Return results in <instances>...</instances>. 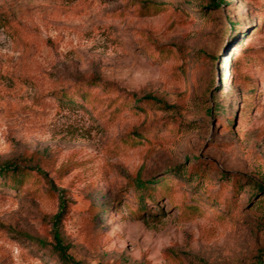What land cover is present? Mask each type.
I'll use <instances>...</instances> for the list:
<instances>
[{
  "label": "rangeland",
  "instance_id": "obj_1",
  "mask_svg": "<svg viewBox=\"0 0 264 264\" xmlns=\"http://www.w3.org/2000/svg\"><path fill=\"white\" fill-rule=\"evenodd\" d=\"M155 1L0 0V163L68 206L0 186V264H264V0Z\"/></svg>",
  "mask_w": 264,
  "mask_h": 264
},
{
  "label": "trees",
  "instance_id": "obj_2",
  "mask_svg": "<svg viewBox=\"0 0 264 264\" xmlns=\"http://www.w3.org/2000/svg\"><path fill=\"white\" fill-rule=\"evenodd\" d=\"M139 1H141L140 3L141 8L139 11L141 15H151L152 13H156L161 9H163V6L168 4L167 2H156L155 0H139ZM208 3L216 8L218 5L222 3V0H208ZM219 58L220 57H216L212 59L218 61ZM88 83L91 85H95L100 82L96 79H92L88 81ZM75 93L76 95H79L82 93V90H77L75 91ZM137 101L145 102V104L147 105L151 104V105L165 106L163 102H161L159 99L151 95H147L144 96L143 98H139L137 99ZM213 109L214 111L218 110L219 106H215L212 108V110H209L208 113L210 115H213ZM133 139L147 140L148 138H146L143 133L135 132L133 133ZM133 139L128 136L126 142L127 143L133 142L134 141ZM41 179L44 180L48 185L49 187L48 192L56 193V195L58 196V200H59L58 212L52 218L54 228H56L60 222L61 215H63L66 212V209L68 207L66 200L61 196L63 190H57L55 188L47 172H45V170H43V168H41L39 164L27 166V165H21V164L19 165L16 163H9V162L0 163V186H3L9 190H21L27 184L32 183V185H34L35 183H38V181H40ZM168 180L171 179H168L166 176H162L159 178L154 177L144 181L140 179L136 180V182L133 184V187L136 191V196L138 200L140 202L143 201L144 203H147V201L158 202L160 195L159 191L161 190V184L163 182H167ZM224 188H225V183L220 185V190L215 192V196H213L212 199L218 200L219 193L222 192ZM262 189L263 188L261 185L255 183V191L259 192L262 191ZM235 194H236V186L234 185L231 190V197L225 198V201L228 200V203L225 206L226 209H232V207L234 206L232 200L235 197ZM53 239L55 242V245L53 246V250L58 254L60 260L65 264H77L72 260V258H70V256H68L67 247L63 245V242L60 239L59 234L57 232L54 233ZM38 243L43 246L45 245V243L42 241H39Z\"/></svg>",
  "mask_w": 264,
  "mask_h": 264
}]
</instances>
